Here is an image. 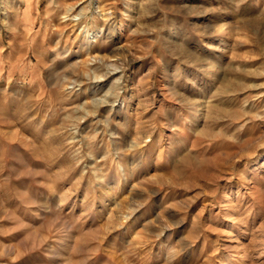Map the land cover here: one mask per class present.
I'll list each match as a JSON object with an SVG mask.
<instances>
[{"label":"rangeland","instance_id":"obj_1","mask_svg":"<svg viewBox=\"0 0 264 264\" xmlns=\"http://www.w3.org/2000/svg\"><path fill=\"white\" fill-rule=\"evenodd\" d=\"M0 264H264V0H0Z\"/></svg>","mask_w":264,"mask_h":264},{"label":"bare ground","instance_id":"obj_2","mask_svg":"<svg viewBox=\"0 0 264 264\" xmlns=\"http://www.w3.org/2000/svg\"><path fill=\"white\" fill-rule=\"evenodd\" d=\"M23 11V10H22ZM99 15H101L102 16V19L104 20V21H107L108 22V20H109V17H108V15L107 14H104L103 12L101 13V14H99ZM22 16V15H21ZM100 16V17H101ZM27 20H28V18H27ZM24 22H26V20L24 21ZM23 23V22H22ZM30 46V45H29ZM63 48V47H62ZM209 48V47H208ZM38 52V51H37ZM37 55V54H36ZM209 60V59H208ZM205 63V62H204ZM112 65V64H111ZM206 66H207V68L210 70V71H213V72H211V74H215V76H218L219 77V70L221 69V66L218 64V62L217 61H214L213 63L211 62H209V63H207L206 64ZM112 74H114V73H112ZM222 76V75H221ZM225 75L224 76H222L221 77V80H222V82L223 83H225V82H227L226 81V79H225ZM220 78V77H219ZM225 79V80H224ZM229 81V80H228ZM227 87V86H226ZM219 90V89H218ZM222 92H223V94L224 95H228L229 94V90H226V89H222L221 90ZM233 96H234V94H233ZM225 98V97H224ZM231 98V97H230ZM225 100V99H224ZM227 100V99H226ZM229 101V100H228ZM230 103V102H229ZM201 106V105H200ZM199 106V107H200ZM203 107V106H202ZM202 107H201V109H202ZM227 108V107H226ZM197 111V110H196ZM224 112H226V111H224ZM196 114V113H195ZM198 114V113H197ZM228 114V113H227ZM205 116V115H204ZM210 118L212 117V115H211V113L208 115ZM202 117V116H201ZM246 136V135H245ZM253 136V135H252Z\"/></svg>","mask_w":264,"mask_h":264}]
</instances>
